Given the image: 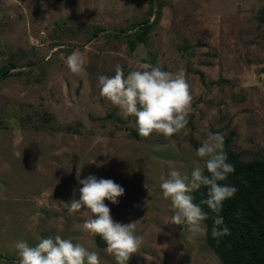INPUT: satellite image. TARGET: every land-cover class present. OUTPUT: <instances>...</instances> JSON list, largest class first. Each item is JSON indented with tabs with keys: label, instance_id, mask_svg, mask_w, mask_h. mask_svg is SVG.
Segmentation results:
<instances>
[{
	"label": "rangeland",
	"instance_id": "374dc122",
	"mask_svg": "<svg viewBox=\"0 0 264 264\" xmlns=\"http://www.w3.org/2000/svg\"><path fill=\"white\" fill-rule=\"evenodd\" d=\"M156 17L147 45L131 49L132 26ZM76 50L81 75L66 64ZM145 63L184 73L193 97L185 131L137 139L136 118L101 97V75ZM4 66L15 68L0 78V264H19L18 241L56 235L116 264L84 230V210L62 204L79 199L77 175L125 190L104 203L143 237L128 264H222L206 233L170 223L160 184L170 168L205 167L197 149L210 133L223 135L225 152L264 159V0H0Z\"/></svg>",
	"mask_w": 264,
	"mask_h": 264
},
{
	"label": "clouds",
	"instance_id": "9594fccd",
	"mask_svg": "<svg viewBox=\"0 0 264 264\" xmlns=\"http://www.w3.org/2000/svg\"><path fill=\"white\" fill-rule=\"evenodd\" d=\"M66 64L74 75L85 72V61L79 50L67 57ZM98 86L106 102L118 108L124 117L136 118L137 130L142 138H149L153 133L169 138L187 128L193 97L182 71L172 74L145 63L140 65L139 70L125 76L118 64L113 76L101 75L98 78ZM197 155L206 158L204 168L195 167L190 176L177 168H170L160 189L163 198L170 201L174 213L170 223L177 226L186 224L190 237H198L206 233L203 222L209 217L194 203L193 193L205 187L207 198L201 203L217 214L211 231L212 236L219 239L230 234L219 215L223 202L237 191L235 187L220 182L226 181L235 169L228 162L224 138L220 133H210L197 149ZM77 180L81 185L79 199L61 203L70 215L83 209V214L89 216L83 224L84 230L90 236L103 240L106 245L104 251L115 259L116 264H128L131 256L140 250L143 237L136 234L137 222L126 225L115 222L110 208L104 203L107 200L113 205L118 204V198L124 195L125 190L111 179L97 180L89 176L81 180L77 175ZM15 248L19 264H101L98 252H89L60 235L42 238L35 246L18 241Z\"/></svg>",
	"mask_w": 264,
	"mask_h": 264
},
{
	"label": "trees",
	"instance_id": "16d2710c",
	"mask_svg": "<svg viewBox=\"0 0 264 264\" xmlns=\"http://www.w3.org/2000/svg\"><path fill=\"white\" fill-rule=\"evenodd\" d=\"M158 19H147L138 26H132V39L129 41L131 49L137 44L147 45L148 37ZM96 36L97 32L93 34V37ZM114 37L120 38L121 35L115 34ZM10 68L15 67H2L0 78L10 76ZM133 136L141 139L136 132ZM226 153L228 162L234 166L235 171L229 174L226 181L220 183L237 189L232 198L223 202L222 211L219 213L224 220V226L230 230L229 235L219 239L212 236L213 220L217 214L201 203L207 198V189L202 186L194 192V203L209 217L203 222L207 229V243L222 264H264V159L244 161L241 155ZM95 242L99 248L105 249L106 245L100 237H95Z\"/></svg>",
	"mask_w": 264,
	"mask_h": 264
}]
</instances>
